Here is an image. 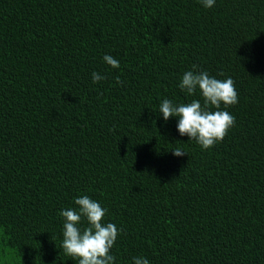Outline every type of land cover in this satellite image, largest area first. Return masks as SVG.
<instances>
[{"label":"trees","instance_id":"1","mask_svg":"<svg viewBox=\"0 0 264 264\" xmlns=\"http://www.w3.org/2000/svg\"><path fill=\"white\" fill-rule=\"evenodd\" d=\"M190 70L238 93L208 150L159 113L203 105ZM85 195L114 264H264V0H0V264H78L60 212Z\"/></svg>","mask_w":264,"mask_h":264},{"label":"clouds","instance_id":"2","mask_svg":"<svg viewBox=\"0 0 264 264\" xmlns=\"http://www.w3.org/2000/svg\"><path fill=\"white\" fill-rule=\"evenodd\" d=\"M205 8H211L215 0H201ZM103 60L112 68H119L117 59L105 55ZM195 68V66H194ZM106 77L93 72V83H99ZM117 82L120 83L119 77ZM179 87L188 95H194L198 90L203 98L192 100L187 104H174L164 99L160 104L159 113L167 122L171 117H178L177 130L181 136L195 140L204 150L212 148L222 142L229 129L234 126L235 118L228 111H211L210 106L220 109L221 104L231 106L238 103V93L232 78L219 80L211 77L207 72L197 73L190 70L184 73ZM172 154L182 157L186 154L180 148H175ZM77 208H68L60 212L63 217V241L61 248L64 253L78 260V264H114L115 257L110 254L117 241L120 229L111 222L105 223L106 209L88 196L75 199ZM83 220L87 227L81 229ZM134 264H149L148 259L134 257Z\"/></svg>","mask_w":264,"mask_h":264}]
</instances>
